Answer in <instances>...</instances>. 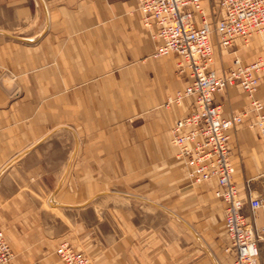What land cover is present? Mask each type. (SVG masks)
I'll return each instance as SVG.
<instances>
[{"label":"crops","instance_id":"obj_1","mask_svg":"<svg viewBox=\"0 0 264 264\" xmlns=\"http://www.w3.org/2000/svg\"><path fill=\"white\" fill-rule=\"evenodd\" d=\"M205 2L197 26L223 17L217 0L211 13ZM155 32L136 0H0V232L13 255L8 264H61L62 242L91 264H231L216 181L190 185L174 160L170 130L192 101L164 105L191 80L178 73L177 56L157 55ZM211 42L223 62L213 59L218 76L234 58H264L258 36L227 50ZM256 76L264 103V69ZM214 103L225 118L250 109L238 87L214 94ZM129 112L152 114L134 135L112 134ZM253 123L249 114L229 132L232 181L242 198L264 199V134ZM112 140L134 146L113 152ZM253 218L264 225L260 213Z\"/></svg>","mask_w":264,"mask_h":264},{"label":"built area","instance_id":"obj_2","mask_svg":"<svg viewBox=\"0 0 264 264\" xmlns=\"http://www.w3.org/2000/svg\"><path fill=\"white\" fill-rule=\"evenodd\" d=\"M223 17L213 25L201 18L196 25L195 15L202 16V0H136L144 27H155L153 39L160 41L158 56L174 54L177 70L188 75L190 84L173 97L167 105H180L189 98L191 111L178 119L170 130V143L175 149L174 159L187 171L191 185L215 180L214 196L224 205V228L227 245L224 253L231 256V264H261L259 244L264 227L259 230L253 215L264 218V199L247 194L245 198L232 181L230 158V130L253 114L255 126L264 134V103L255 97L258 90L257 73L264 69V58L242 65L234 58L221 76L212 69L214 46L211 37L223 50L235 39L244 44L258 36L264 51V0H217ZM238 87L246 96L250 109L240 115L223 117V108L214 103V94ZM247 207L251 216L244 214ZM61 264H90L81 253L66 242L56 249ZM12 253L0 232V264H8Z\"/></svg>","mask_w":264,"mask_h":264},{"label":"rangeland","instance_id":"obj_3","mask_svg":"<svg viewBox=\"0 0 264 264\" xmlns=\"http://www.w3.org/2000/svg\"><path fill=\"white\" fill-rule=\"evenodd\" d=\"M204 8L206 10L207 13H211L213 10V0H206L205 4H204ZM212 17V19L214 18V15L212 16V14L210 15ZM229 52V50H228ZM225 53V52H224ZM214 54V52H213ZM226 54V53H225ZM214 56V55H213ZM213 59L215 60V62L218 64V65H221L222 66V61L220 59V54H215V57H213ZM213 64V63H212ZM179 73V72H178ZM175 105V104H173ZM164 106H169L167 105V100L165 102V105ZM175 106H178V105H175ZM150 114L152 113H145V112H134V113H131L129 112L126 117H124L123 119H120L119 121H116L113 125H116L115 129L114 127L112 128V134L113 132L116 130V131H119V134H120V131H121V134L120 136L121 137H128V136H131V135H134L135 131L137 128H139L138 126L141 125L142 122H145L146 119H148V117L150 116ZM80 115V124L81 123V115L82 113L80 112L79 113ZM167 135V134H166ZM130 146H134L132 145L131 143H129L128 140H123V142L121 143H117V142H114L112 140V151H123L125 149H128ZM168 146H169V142H168ZM175 160V159H174ZM177 162V161H176ZM179 163V162H178ZM186 169V168H185ZM186 176H187V171H186ZM188 178V177H187ZM189 181V180H188ZM190 183V182H189ZM191 185V184H190ZM258 227V225H257ZM264 227V225H262L261 227H259L258 229L261 230L260 228ZM9 247V246H8ZM262 247V250H261V253H260V262L262 260V263H264V237H262L261 239V242L259 244V249ZM10 249V248H9ZM12 253V252H11ZM83 256H85V258L88 259L89 263L91 264L89 258L81 253ZM12 258H13V255H12Z\"/></svg>","mask_w":264,"mask_h":264},{"label":"bare ground","instance_id":"obj_4","mask_svg":"<svg viewBox=\"0 0 264 264\" xmlns=\"http://www.w3.org/2000/svg\"><path fill=\"white\" fill-rule=\"evenodd\" d=\"M229 89V88H228ZM227 90V89H226ZM225 91V90H224ZM224 91H222V92H224ZM221 93V92H220ZM233 173H234V168H233Z\"/></svg>","mask_w":264,"mask_h":264}]
</instances>
